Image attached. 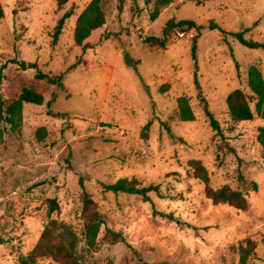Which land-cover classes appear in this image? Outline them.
<instances>
[{
    "label": "rangeland",
    "instance_id": "obj_1",
    "mask_svg": "<svg viewBox=\"0 0 264 264\" xmlns=\"http://www.w3.org/2000/svg\"><path fill=\"white\" fill-rule=\"evenodd\" d=\"M0 1V102L7 105L26 88L45 99L24 105L20 132L0 117V264H21L52 220L76 234L83 264H239V248L249 241L255 247L249 264H264V150L257 141L264 119L234 122L226 104L235 90L250 93L251 66L264 76V50L209 29L215 23L264 43V0H172L156 20L158 0H102L106 24L83 46L75 43V28L93 0H71L61 10L55 0ZM181 21L196 24L194 40L181 39L179 28L164 36L170 22ZM153 39H165L164 47ZM37 71L63 76L64 88L37 80ZM181 97L194 122L179 120ZM195 161L207 170L210 188L241 192L246 209L210 200ZM134 178L160 185L161 196L144 202L102 187ZM80 179L105 222L92 251L84 242ZM51 200L59 210L51 212Z\"/></svg>",
    "mask_w": 264,
    "mask_h": 264
},
{
    "label": "trees",
    "instance_id": "obj_2",
    "mask_svg": "<svg viewBox=\"0 0 264 264\" xmlns=\"http://www.w3.org/2000/svg\"><path fill=\"white\" fill-rule=\"evenodd\" d=\"M58 8L63 9L71 0H55ZM102 0H93L86 10L80 15L77 20L74 40L77 46H83L84 42L88 40L93 32L101 29L106 24V15L101 7ZM172 0H158L157 6L152 14V19L156 20L161 14L162 8L169 6ZM72 16V13L67 12L58 22L57 28L54 34V40L57 41L62 34L65 22ZM5 17L4 8L0 1V21ZM179 28L181 31H190L196 28V24L191 21H181L179 23L170 22L164 31L166 37L171 30ZM211 31L218 30L223 34L226 39L228 36L236 39L243 47L249 50H264V43L254 42L248 40L245 35L246 32L232 33L227 32L215 23L209 25ZM154 42L164 47L165 39H153ZM192 58L197 65V43L196 41L192 46ZM15 63V62H14ZM19 66L25 70L35 69L37 65H27L25 62L18 63ZM36 79L44 81L46 80L49 85L58 86L64 88L63 76L51 77L45 75L40 71H37ZM200 90L198 82L196 83ZM247 86L250 93H246L243 90H235L229 94L226 99L228 107V113L234 122H251L256 117L264 119V76L261 70L257 66H251L247 73ZM199 98L204 106V112L208 118L212 129L218 134L221 132L220 125L215 119L212 112L209 110L207 100L203 97L201 90L199 91ZM44 97L31 90L24 89L20 96L11 101L7 105L4 102L1 103L0 117L8 124L12 132H20L23 124V112L25 104H32L36 106H42L44 104ZM178 118L182 122H194L196 117L191 108L190 102L186 97L178 99ZM254 104V106H253ZM150 124H148L142 135L144 138L148 137V131ZM168 131H170L168 129ZM172 138L174 136L172 135ZM182 142V140L180 139ZM257 141L264 150V127L259 129ZM192 166L195 169L196 176L203 180L207 185L206 195L215 204L229 205L238 210H244L247 207V200L241 192L234 191L229 188H222L214 190L210 188V177L207 170L202 166L200 162H192ZM79 185L82 190L83 201V215H84V242L89 251H92L98 246V238L100 236L102 226L105 222L101 213L98 210V206L87 192L83 179H80ZM105 192L112 193L114 195H127L134 196L142 199L144 202L151 201V195L156 194L161 196L160 185L145 186L138 179H121L114 184H102ZM255 188L257 186L255 185ZM51 212L59 210V206L55 200L50 201ZM154 216H160L161 218L174 220L171 215L153 212ZM107 233L116 240L119 235L111 230ZM0 238V243H2ZM79 241L76 234L68 225L52 220L45 228L41 240L36 248L26 256L21 264H38V261L42 258H53L59 264H83L82 258L78 252ZM254 243L249 241L248 246H240V262L239 264H249V260L254 252Z\"/></svg>",
    "mask_w": 264,
    "mask_h": 264
},
{
    "label": "built area",
    "instance_id": "obj_3",
    "mask_svg": "<svg viewBox=\"0 0 264 264\" xmlns=\"http://www.w3.org/2000/svg\"><path fill=\"white\" fill-rule=\"evenodd\" d=\"M178 35H179V37L181 39H183V38H189L191 40L195 39V34H194L193 30H190V31H187V32H179Z\"/></svg>",
    "mask_w": 264,
    "mask_h": 264
}]
</instances>
